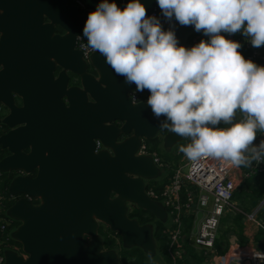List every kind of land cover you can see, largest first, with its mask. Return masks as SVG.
<instances>
[{
    "label": "clouds",
    "instance_id": "1",
    "mask_svg": "<svg viewBox=\"0 0 264 264\" xmlns=\"http://www.w3.org/2000/svg\"><path fill=\"white\" fill-rule=\"evenodd\" d=\"M165 21L194 26L208 37L190 49L178 46L173 30L149 17L140 0L123 10L101 0L83 27L87 46L105 58L137 92L160 127L190 143L189 160L211 157L234 167L264 162V66L245 59L239 42L222 33H242L264 47V0H157ZM240 112L242 120L236 121ZM161 117L164 119L161 120ZM221 123L227 127H217Z\"/></svg>",
    "mask_w": 264,
    "mask_h": 264
},
{
    "label": "flooded vegetation",
    "instance_id": "2",
    "mask_svg": "<svg viewBox=\"0 0 264 264\" xmlns=\"http://www.w3.org/2000/svg\"><path fill=\"white\" fill-rule=\"evenodd\" d=\"M71 4L83 7L81 0H0V70H6L8 75L17 70L13 74V84L20 93L10 91L11 106L12 103L23 106V100L28 103L16 113L17 122L0 121V133L18 127L17 149L21 153V164L3 171L9 175L2 178L9 181L14 175L38 176L47 184L64 180L82 183L85 193L82 212L94 221V234L100 236L101 249H115L117 261L114 264H121L120 236L95 209L101 206L99 196L105 189L109 198L118 195L115 190L120 185V142L134 134V128L130 119L119 116L114 103H106V99L113 98L103 94L105 84L88 62L93 51L83 52L78 45L82 39L79 36L74 44L84 61L76 63L79 74L67 66L72 62L73 35L54 21L60 19ZM64 24L67 25L66 17ZM90 82L94 83L91 92L85 88ZM1 83L6 86L4 78ZM127 94L131 102L143 101L147 106L148 96L143 92L129 89ZM111 108L114 116L105 119ZM9 112V105L0 102V119ZM149 117L154 118L152 111ZM157 121L155 134L138 135L134 154H148L154 165L163 170L168 161L160 157L157 149L160 144L167 152L161 138L165 128L160 127V120ZM179 147L175 144L174 149ZM4 154H8V150L0 147V156ZM150 178L143 177V189L148 196L149 187L159 188V184L148 185ZM17 195V198L25 196L32 204L41 202L39 192L29 195L20 191ZM5 215L9 218V233L22 223V219H12L6 212ZM127 215L142 223L150 221L151 214L130 203ZM83 238L86 244L89 234L83 232ZM17 245L20 254L16 253L25 258L26 252L19 242Z\"/></svg>",
    "mask_w": 264,
    "mask_h": 264
},
{
    "label": "water",
    "instance_id": "3",
    "mask_svg": "<svg viewBox=\"0 0 264 264\" xmlns=\"http://www.w3.org/2000/svg\"><path fill=\"white\" fill-rule=\"evenodd\" d=\"M83 7L75 4L67 6L66 13L60 19H56L58 27H64L73 35L72 62L67 64L73 72L79 74L76 63L83 61L78 55V49L74 47L76 37L83 38V27L89 12L94 11L100 0H81ZM157 0H140L146 11ZM130 0H117L115 3L123 10ZM67 19V25L64 19ZM167 23V29L173 30L178 39V46L191 48L187 37L191 33H199L206 40L202 32H196L194 26H181L175 20ZM223 35V33H222ZM84 62V61H83ZM88 62L99 72L105 86L103 94L106 103H114L115 109L119 111L120 117H126L133 123L134 134L126 137L120 142V185L115 191L118 195L109 198L105 189L99 196L101 206L96 208V213L120 236L122 248L137 247L148 259L156 258L158 242L154 238V224L151 221L139 223L137 218L127 215L128 203L150 213L158 222L166 224L168 216L165 207L159 200L150 198L143 189V177H154L162 171L152 162L148 154H134L138 143V135L152 136L157 132L158 121L149 117L150 107L143 101L131 102L127 91L136 89L135 85H128L124 78L117 75L114 70L106 64L105 58L98 52H92L88 56ZM78 67H80L78 65ZM17 71V70H15ZM13 71V74L14 72ZM8 75L6 70H0V102L8 104L10 112L0 121L13 124L17 122V112H21L28 103L23 100V106H11L10 91L20 93L13 84L14 75ZM81 75V74H80ZM82 76V75H81ZM4 78L6 86L1 83ZM94 83L90 82L85 88L92 91ZM143 93L149 97L150 93ZM113 108L105 119L113 117ZM237 118V114H236ZM164 119V118H163ZM19 137L18 127L10 128L5 133H0V147H6L8 154L0 156V170H12L21 164L20 152L17 149ZM162 146L168 151L178 141L183 139L165 129L161 136ZM116 158V157H115ZM134 175L129 176L125 172ZM42 178L35 176L14 175L7 184L10 192L18 193L24 191L29 195L40 193L41 202L32 204L25 196L15 199L5 210L12 219H22V223L10 231L13 240L21 244L27 256L22 258L16 251L5 248L3 257L5 264H114L117 261L115 249H101V240L98 234H94V221L90 216L82 212L83 184H72L69 181H57L52 184ZM197 210L192 221L191 230L195 229L197 218L200 215ZM83 232L89 234V241L85 244Z\"/></svg>",
    "mask_w": 264,
    "mask_h": 264
},
{
    "label": "built area",
    "instance_id": "4",
    "mask_svg": "<svg viewBox=\"0 0 264 264\" xmlns=\"http://www.w3.org/2000/svg\"><path fill=\"white\" fill-rule=\"evenodd\" d=\"M146 12L149 17L155 16L160 19L162 27L167 29V23L157 1ZM223 35L226 39L239 42L242 45L239 51L245 59L252 60L258 66H264V47L253 48L250 39L240 32L236 34L223 33ZM202 40L207 41L199 33H191L187 37L190 47L197 45ZM78 45L84 53L91 51L86 40L80 39ZM236 114L237 118L234 122L243 119L240 112ZM261 134V137L257 135L256 144L264 139V132ZM165 166L169 169L164 175L163 183L157 189L149 187L147 192L151 198L161 201L167 212L168 221L162 226L161 233L165 239L163 252L170 264H174L175 260L182 255L185 244L190 240L200 246L205 258L209 257V260L214 264H264V248L241 246L233 235L230 236L229 247L226 251L214 253L212 247L220 217L227 211L241 212L242 222L252 220L257 228L264 233V191L252 208L243 210L236 201L231 199L237 185L236 167L211 157H204L196 161L186 157L175 166L170 167L169 163ZM263 171L264 162H253L250 166L242 169V175L246 177ZM5 175H9V172L0 170V264H5L3 257L5 248L20 254L17 241L10 236L9 218L5 215L6 207L18 195L7 189L8 180L4 181L2 178ZM197 210H200L201 213L197 218L195 229L185 233V218L190 216L194 218Z\"/></svg>",
    "mask_w": 264,
    "mask_h": 264
},
{
    "label": "trees",
    "instance_id": "5",
    "mask_svg": "<svg viewBox=\"0 0 264 264\" xmlns=\"http://www.w3.org/2000/svg\"><path fill=\"white\" fill-rule=\"evenodd\" d=\"M259 131L257 132V134ZM257 174L252 175L256 177ZM243 188H239L237 191L242 190ZM252 192H256L253 188ZM236 194V193H235ZM237 197H239V192L237 193ZM252 202V201H251ZM238 204V203H237ZM238 206L243 209L239 204ZM245 210V209H243ZM221 224V225H220ZM191 225V221L188 220L184 226L185 228L189 229ZM162 223L158 222L154 225V238L158 242L157 251L158 255L154 259H148L145 257L143 252H139V255H135L137 253L133 248H123L121 257V264H170L168 258L165 257V253L163 252L164 247V237L161 233ZM233 234L238 243L242 244L245 240V237L242 234V213L238 211H227L225 212L219 220V224L217 227L216 236L214 237L212 247L214 253H221L226 248L228 244V238L230 234ZM258 235L264 238V233L262 230L258 231ZM200 256V257H199ZM127 257H131L132 260L128 261ZM201 259V255L196 253V250L190 244L185 245V252L175 260L174 264H196V261Z\"/></svg>",
    "mask_w": 264,
    "mask_h": 264
},
{
    "label": "crops",
    "instance_id": "6",
    "mask_svg": "<svg viewBox=\"0 0 264 264\" xmlns=\"http://www.w3.org/2000/svg\"><path fill=\"white\" fill-rule=\"evenodd\" d=\"M117 1V0H116ZM227 125L221 123L220 125H218L217 127H226ZM257 135H262L261 132H259ZM261 137V136H260ZM264 138V137H263ZM190 138H183L180 141H178L177 147H179V149L176 150V148L174 149V147H172V151L174 154L180 152V148L182 146H186L188 143H190ZM179 158H186V156L181 153L179 155ZM169 166H174L175 163H171L168 162ZM247 166H241V167H236V182L237 185L234 189L233 195L235 196V200L236 202L245 210H249L250 208H252V206H254V204L256 203L257 199L259 198V196L263 193L264 191V171L263 172H259L256 173V177H253L252 175L255 174H251L249 176L244 177L242 175V169H244ZM164 180V179H163ZM163 183V181L161 183H159V186ZM243 188L242 190H239L236 192V190H238L239 188ZM255 189L256 192H252V189ZM239 192V197H237V193ZM236 193V194H235ZM252 201V202H251ZM193 217H186L184 224L190 220L191 221V225L189 227V229L185 228L184 226V232L187 233L188 230H191V226H192V221H193ZM164 224H162L163 226ZM258 231L259 229L257 228L256 224L254 221L252 220H246L242 222V234L245 237V240L242 244H240L241 246H246V247H256V248H264V238L261 237V235H258ZM229 240L230 237L228 238V244L226 246V248L223 250L226 251L229 247ZM186 244H190L191 246H193L195 248V250L198 251V253L201 255L202 260L199 259L196 261V264H214L209 260V257H207V259L205 258V256L203 255L202 249L200 246L196 245L195 243L192 242V240L188 241ZM185 244V245H186ZM197 248V249H196ZM184 252H185V248H184ZM183 252V253H184ZM182 253V254H183ZM222 253V252H221ZM157 256H159L157 254ZM201 260V261H200Z\"/></svg>",
    "mask_w": 264,
    "mask_h": 264
},
{
    "label": "rangeland",
    "instance_id": "7",
    "mask_svg": "<svg viewBox=\"0 0 264 264\" xmlns=\"http://www.w3.org/2000/svg\"><path fill=\"white\" fill-rule=\"evenodd\" d=\"M172 147H175V144L172 146ZM172 147H171V149L169 150V151H167V152H165V151H163V149L161 148V146H160V144H158V149H157V152L159 153V155H160V157L161 158H163V159H165L166 161H168V162H171V163H175V165H177L178 163H180L184 158H179V155L182 153L181 151L180 152H178V153H176V154H174L173 153V151H172ZM174 165V166H175ZM168 167L167 166H165L164 167V169L162 170V172H160V174H158V175H156V176H154V177H152V178H150L149 180H148V185L149 184H159V183H161L162 181H163V179H164V175L167 173V171H168ZM235 196L233 195L232 197H231V199L232 200H234V201H236L235 200V198H234ZM129 205H130V203H129ZM128 205V206H129ZM148 220H150L154 225L157 223V220L153 217V216H149L148 217ZM221 225V224H220ZM231 235H233L232 233L229 235V237L231 236ZM103 236H105V234H103ZM234 236V235H233ZM235 237V236H234ZM236 238V237H235ZM236 241H237V239H236ZM238 242V241H237ZM239 244V243H238ZM240 245V244H239ZM137 253H135V255H139L138 253L139 252H141V250L139 249V248H137V247H135V248H133ZM197 249V248H196ZM196 253H198V251L196 250ZM200 257V256H199ZM127 260L128 261H131L132 260V258H127ZM201 260H202V257H201ZM200 260V261H201ZM133 264H135V263H133Z\"/></svg>",
    "mask_w": 264,
    "mask_h": 264
}]
</instances>
